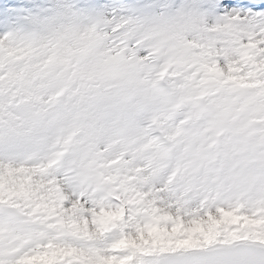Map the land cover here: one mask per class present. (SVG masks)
Wrapping results in <instances>:
<instances>
[{"label":"snow or ice","instance_id":"obj_1","mask_svg":"<svg viewBox=\"0 0 264 264\" xmlns=\"http://www.w3.org/2000/svg\"><path fill=\"white\" fill-rule=\"evenodd\" d=\"M0 264H264V0H0Z\"/></svg>","mask_w":264,"mask_h":264}]
</instances>
